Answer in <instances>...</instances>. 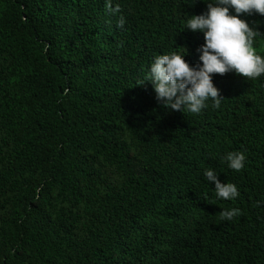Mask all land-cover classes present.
I'll return each instance as SVG.
<instances>
[{
    "label": "trees",
    "instance_id": "obj_1",
    "mask_svg": "<svg viewBox=\"0 0 264 264\" xmlns=\"http://www.w3.org/2000/svg\"><path fill=\"white\" fill-rule=\"evenodd\" d=\"M113 4L0 0V264H264V75L215 73L219 107H166L150 65L201 62L186 26L207 0ZM241 15L264 53V14ZM206 168L240 195L216 197Z\"/></svg>",
    "mask_w": 264,
    "mask_h": 264
},
{
    "label": "clouds",
    "instance_id": "obj_2",
    "mask_svg": "<svg viewBox=\"0 0 264 264\" xmlns=\"http://www.w3.org/2000/svg\"><path fill=\"white\" fill-rule=\"evenodd\" d=\"M207 4V10L192 14L186 26L204 34L205 43L198 49L201 62L191 65L185 59L186 51L170 52L156 55L149 68L146 80L152 82L157 99L173 110L199 114L209 99L219 107L224 97L214 83L215 73L235 71L247 79L264 75V53L254 47L261 32L241 15L254 11L264 14V0H207ZM106 9L111 14L120 12L119 4L114 5L113 0H106ZM117 23L123 27L126 18L121 15ZM223 159L229 168L240 171L247 156L242 150H231ZM204 175L208 182H215L216 197L234 201L240 195L237 184L222 182L214 168H206ZM240 212L237 207L222 208L220 218L230 221Z\"/></svg>",
    "mask_w": 264,
    "mask_h": 264
}]
</instances>
